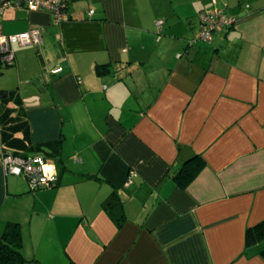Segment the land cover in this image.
Segmentation results:
<instances>
[{"label": "crops", "instance_id": "1", "mask_svg": "<svg viewBox=\"0 0 264 264\" xmlns=\"http://www.w3.org/2000/svg\"><path fill=\"white\" fill-rule=\"evenodd\" d=\"M214 7L233 24L191 44ZM67 12L2 18L6 34L44 27L42 44H13L0 90L22 96L41 145L26 156L44 155L55 185L6 173L0 125V237L19 224L25 264H264V241L246 244L264 219V0H71ZM198 154L205 166L179 186ZM115 191L120 227L104 207Z\"/></svg>", "mask_w": 264, "mask_h": 264}, {"label": "built area", "instance_id": "2", "mask_svg": "<svg viewBox=\"0 0 264 264\" xmlns=\"http://www.w3.org/2000/svg\"><path fill=\"white\" fill-rule=\"evenodd\" d=\"M70 0H0V67L12 66L15 64L16 54L13 48L14 43L23 46L42 44V33L44 27L33 26L28 30L17 34H6L3 31L2 18L9 7H26L35 11H46L54 16L55 22L60 23L69 19L68 5ZM94 9L90 10L93 14ZM199 31L196 41H212L213 38L226 31L234 22L225 7H214L206 9L199 14ZM164 20L156 22L158 30L162 32ZM2 163L7 174L25 176L34 189L51 188L55 185L54 171L46 157L37 155H16L11 152H2ZM135 174V172H132Z\"/></svg>", "mask_w": 264, "mask_h": 264}, {"label": "trees", "instance_id": "3", "mask_svg": "<svg viewBox=\"0 0 264 264\" xmlns=\"http://www.w3.org/2000/svg\"><path fill=\"white\" fill-rule=\"evenodd\" d=\"M108 67L109 65H100L98 71L104 73ZM4 94L6 93L0 90V125L3 151L26 156L28 149L37 150L41 145H35L31 141L30 125L23 109L24 101L18 90L7 91V96ZM20 132L23 133L22 136L18 135ZM57 145L58 143H48V146ZM205 164L206 161L201 155L193 156L175 172V181L179 186L186 188L198 176ZM104 207L119 227L126 222L124 202L117 191L106 201ZM262 241H264V219L250 226L246 232L247 246H253ZM22 247L21 228L18 223L11 222L0 237V264H25L27 259L22 252ZM261 254L264 257V250Z\"/></svg>", "mask_w": 264, "mask_h": 264}, {"label": "water", "instance_id": "4", "mask_svg": "<svg viewBox=\"0 0 264 264\" xmlns=\"http://www.w3.org/2000/svg\"><path fill=\"white\" fill-rule=\"evenodd\" d=\"M194 40V39H193ZM36 83H39L37 80H35ZM42 88V87H41ZM44 91H46L45 89H43Z\"/></svg>", "mask_w": 264, "mask_h": 264}, {"label": "rangeland", "instance_id": "5", "mask_svg": "<svg viewBox=\"0 0 264 264\" xmlns=\"http://www.w3.org/2000/svg\"><path fill=\"white\" fill-rule=\"evenodd\" d=\"M0 71H1V70H0ZM34 80H35V79H34ZM22 177H25V176L22 175Z\"/></svg>", "mask_w": 264, "mask_h": 264}]
</instances>
